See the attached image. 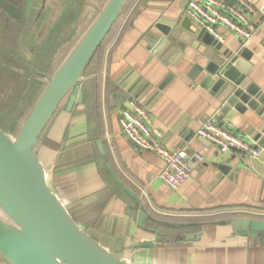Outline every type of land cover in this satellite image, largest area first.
<instances>
[{"label": "crops", "instance_id": "crops-1", "mask_svg": "<svg viewBox=\"0 0 264 264\" xmlns=\"http://www.w3.org/2000/svg\"><path fill=\"white\" fill-rule=\"evenodd\" d=\"M107 1L71 0L55 17L53 0L51 4L48 0L15 2L23 8L22 17L16 18L21 30L27 34L34 24L48 30L44 40L20 48L43 74L36 77L40 89L34 102ZM129 1L110 40L105 47L99 46L84 69L83 101L68 110V96L38 146L52 189L94 238L132 264H264V234L239 235L231 224L220 222L240 216L233 214L264 219V158L255 164L253 156L222 150L196 134L203 120L215 115L226 126L253 138L246 134L252 122L238 112L228 118L211 89L203 86L206 71L201 68L211 60L207 52L217 48L195 41V45L186 43L156 56L152 51L155 35H161L156 23L179 22L184 32L198 24L188 13V1ZM249 2L254 7L250 19L259 25L252 37L243 44L240 36L218 25L223 39L216 38L223 44L221 50L250 48L253 55L247 75L264 88V0ZM168 74L172 77L160 89ZM136 77L150 87L139 97L125 95L123 84L130 85ZM21 100L16 98V102ZM131 100L149 110L168 147L186 146L203 155L178 188L159 177L165 164L162 157L136 147L123 134L121 111ZM117 177L140 196L148 213L183 225L148 220L154 231L144 230L129 213L140 210L139 201ZM188 233L201 237L184 240ZM146 239L155 241V246H133Z\"/></svg>", "mask_w": 264, "mask_h": 264}, {"label": "water", "instance_id": "water-1", "mask_svg": "<svg viewBox=\"0 0 264 264\" xmlns=\"http://www.w3.org/2000/svg\"><path fill=\"white\" fill-rule=\"evenodd\" d=\"M127 0H108L87 28L55 74L49 79L27 116L18 134L12 137L0 127V202L23 227L26 237L10 229L0 220V264H132L101 244L71 214L66 202L56 193L47 178L46 168L38 146L51 120L63 101L69 97L68 110L76 102L83 101L81 79L84 69L102 44L119 16ZM0 6L10 17L20 18L23 8L10 0H0ZM155 24L161 35L156 38L153 53L161 56L186 43L202 41L215 46L216 52H207L210 62L205 68L203 86L220 103L219 108L228 118L236 112L252 122L246 134L264 147V88L247 75L253 52L248 46L237 50H221L223 44L200 25L183 31L182 24L164 22ZM217 51H220L219 53ZM165 62V61H164ZM172 74L162 81L163 88ZM125 95L139 97L150 84L136 77L129 85L123 84ZM202 137V136H200ZM188 139L187 136L184 137ZM100 144V143H99ZM264 151L253 156L259 163ZM117 180L139 201L140 210H129L144 230L153 232L148 220L167 225H183L166 221L148 213L140 196L120 178ZM220 222L231 224L239 235L264 234V219L249 216H233ZM158 237L162 234L158 231ZM201 234L188 233L184 240L192 241ZM134 247L153 248L155 241L146 239L135 242Z\"/></svg>", "mask_w": 264, "mask_h": 264}, {"label": "built area", "instance_id": "built-area-1", "mask_svg": "<svg viewBox=\"0 0 264 264\" xmlns=\"http://www.w3.org/2000/svg\"><path fill=\"white\" fill-rule=\"evenodd\" d=\"M188 13L218 39L223 35L218 25H224L236 33L245 44L258 30L259 25L250 19L254 11L249 0H187ZM123 134L138 148L147 149L165 161L159 177L172 188H178L192 173L195 162L203 160L200 152L189 151L186 146L168 147L163 131L154 125L151 113L138 100L124 106L120 116ZM196 134L217 144L222 150L234 149L250 156H259L264 147L226 126L215 115L208 116L198 127ZM246 215V214H233Z\"/></svg>", "mask_w": 264, "mask_h": 264}, {"label": "rangeland", "instance_id": "rangeland-1", "mask_svg": "<svg viewBox=\"0 0 264 264\" xmlns=\"http://www.w3.org/2000/svg\"><path fill=\"white\" fill-rule=\"evenodd\" d=\"M14 1L23 4L24 0ZM48 3L51 4L52 0H48ZM53 3L55 4H51V9L55 17L66 9V5L71 3V0H59V2L53 0ZM19 24L16 18H10L0 7V127L12 137L18 134L21 123L33 106V99L40 89L36 77L41 72L30 68L32 61L21 54L22 49L20 48L27 47L37 40H44L48 33L47 29L36 28L34 24V27L28 29L29 32L26 34L24 28L20 29ZM22 33L26 35L20 37ZM26 36H29V43ZM19 37L23 44L21 42L19 44ZM17 97L23 100L16 102Z\"/></svg>", "mask_w": 264, "mask_h": 264}, {"label": "bare ground", "instance_id": "bare-ground-1", "mask_svg": "<svg viewBox=\"0 0 264 264\" xmlns=\"http://www.w3.org/2000/svg\"><path fill=\"white\" fill-rule=\"evenodd\" d=\"M0 220H2L10 229L26 237L23 227L17 222V220L9 213L7 207L0 202Z\"/></svg>", "mask_w": 264, "mask_h": 264}, {"label": "trees", "instance_id": "trees-1", "mask_svg": "<svg viewBox=\"0 0 264 264\" xmlns=\"http://www.w3.org/2000/svg\"><path fill=\"white\" fill-rule=\"evenodd\" d=\"M129 2H130L129 0L126 1V5H125L126 7H127ZM116 23H117V21L115 22L114 26L112 27V29L110 30V32L108 33L106 38L103 40V42H102V44L100 46H104L105 47V45L108 43V41L110 40V38H111V36H112V34H113L114 30H115ZM172 220H177V219H172ZM176 222H178V221H176Z\"/></svg>", "mask_w": 264, "mask_h": 264}, {"label": "flooded vegetation", "instance_id": "flooded-vegetation-1", "mask_svg": "<svg viewBox=\"0 0 264 264\" xmlns=\"http://www.w3.org/2000/svg\"><path fill=\"white\" fill-rule=\"evenodd\" d=\"M11 1V0H10ZM15 3V2H14ZM16 4V3H15ZM18 5V4H17ZM1 7V6H0ZM2 8V7H1ZM3 9V8H2ZM6 11V10H5ZM12 18H15V17H12ZM30 68L31 69H35L36 70V68L35 67H33L31 64H30Z\"/></svg>", "mask_w": 264, "mask_h": 264}]
</instances>
